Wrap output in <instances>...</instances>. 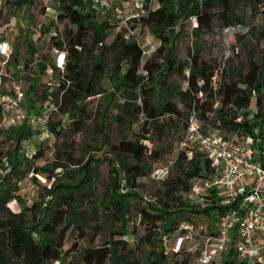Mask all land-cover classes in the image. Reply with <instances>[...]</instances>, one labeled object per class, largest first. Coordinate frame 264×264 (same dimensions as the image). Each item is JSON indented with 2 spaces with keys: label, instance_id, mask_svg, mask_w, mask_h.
Listing matches in <instances>:
<instances>
[{
  "label": "rangeland",
  "instance_id": "374dc122",
  "mask_svg": "<svg viewBox=\"0 0 264 264\" xmlns=\"http://www.w3.org/2000/svg\"><path fill=\"white\" fill-rule=\"evenodd\" d=\"M6 1L16 6L18 10L12 12V19L8 24L1 25L0 31L4 32L9 27L12 41L17 48L23 33L26 35L30 31L31 13L32 19H43L41 33L47 37L42 42L41 37L38 38L39 43L38 47H35L34 57L39 60L40 65L51 64L55 57L52 35L57 33L58 39H65V30L73 26L68 19L57 18L62 12L61 2L59 0L26 2L22 4L27 6L23 20L18 4L20 0ZM170 1L179 16V21L167 27L173 44L168 46L166 56L157 53L162 41L154 33L152 26L142 24L141 37H145V43L150 49V60L158 65L154 64L152 74L141 71L142 80L139 84H129L123 75L116 72L114 60L118 58L120 50V45L115 42L117 35L109 27L105 29L99 25L101 19L92 14L88 21H91L95 29H89L81 47L82 65L87 64L88 73H92L91 68L99 61H104L106 65L103 73L96 74L98 89L93 94L100 93L101 96L87 104L86 112L81 117L70 111L72 116H77L82 121L79 127L74 122L63 127L62 130L59 129L61 132H56L54 129L59 128L58 114H54L47 123L35 120V127L26 131L18 130L20 127L15 130L0 129V182L8 176L16 160L19 158L18 160L21 161L17 171L12 173V180H9L0 192L2 199L0 220H17L33 229L32 231H36L37 220L40 218L48 220L59 201H64L72 208L73 214L71 213L68 218L71 224L66 238L67 250L64 252L67 254L52 261L51 264L68 262L89 264L85 260L88 248L102 247L112 236L122 237L128 242V246L114 247L108 260L110 264H158L157 260H160V257L156 255L157 253L151 252L152 248L140 239L146 231V224L140 220V212L151 202H159L156 197H158V189L163 186L152 180L149 174L156 164H168L176 160L178 143L185 135L183 119L174 115H164L150 124V132L147 133L148 151L143 163L150 166V169L145 177L137 178L135 186H132L135 177L130 176L122 165L123 161L133 163V158L125 153H114L111 145L123 138L145 139L141 127L136 122L133 125L129 124L134 105L143 101L145 96L151 103L176 102L183 112V118L189 115L190 107L181 99L180 93L188 85L192 53L197 52L202 61L216 65L219 71H222L221 77L224 82L237 81L240 73L245 74L250 69L252 62L262 61L264 0H230L229 12L221 0H208L209 3H213L210 28L200 27L196 17L198 10L208 6V3H205L207 0ZM94 4L95 0H85L81 1L80 7L83 10L94 11ZM151 5L156 8L160 2L151 0ZM31 6L32 12L29 11ZM95 31L108 34L100 41L96 39ZM30 36L32 42H35L37 35H28ZM167 58L175 61L179 68L168 75L162 74L161 79H165V84L158 82L154 83L155 87L151 86L152 77L163 71L167 65ZM11 69H14V65ZM59 76V70L49 65L43 71L38 66L35 77L30 75L26 77L25 85L29 92L28 102L30 101L32 105L31 110H38V114L43 116L50 101L55 100L59 103L62 95L56 90ZM110 76L115 82V88ZM30 80L36 85L31 86ZM119 87L126 88V91L118 92ZM146 88L149 90L148 93L143 91ZM253 94L255 95L256 92L253 91ZM222 98L223 95L217 94L209 101L214 103V108H218ZM64 107L63 112L71 109L68 103ZM214 108L209 112L201 113L204 122H211L213 126L214 123L219 124L214 122L218 117ZM254 110L255 98L252 99L251 106L244 108L240 113V116L242 115L240 120L245 118V126L241 132L250 134L253 138L257 136L258 130L256 110ZM223 130L226 131L225 127H222ZM20 133H23L22 138ZM225 135L234 136L233 132H225ZM236 139L244 141L247 140V136L237 135ZM260 144L261 140L258 139L253 145L256 159L261 156ZM35 153H41V156L34 158ZM85 170L88 175L78 184V181L85 176ZM173 172L175 173V170ZM251 181L253 179L244 178L246 184ZM225 194V188L219 187L220 201L216 202L212 211L203 213V218L198 222L209 221L214 228L218 227L220 203L227 202ZM145 195L151 200L149 201ZM119 198L123 199L125 204L120 203V200L118 202ZM48 202H50L49 207ZM34 203H37L35 209ZM117 203H119L118 207ZM174 217L178 218L179 214L172 218ZM163 222L160 220L158 224L162 225ZM118 230L125 231V234H116ZM2 231L3 229L0 228V233H3ZM176 234L177 232L169 237L166 244L167 257L162 258L159 264H185L186 258L190 264H198L196 253L175 254L171 251ZM93 238H95L94 242ZM75 241L78 246L75 250H71ZM108 247L111 248V245ZM16 264L21 263L16 262Z\"/></svg>",
  "mask_w": 264,
  "mask_h": 264
},
{
  "label": "trees",
  "instance_id": "16d2710c",
  "mask_svg": "<svg viewBox=\"0 0 264 264\" xmlns=\"http://www.w3.org/2000/svg\"><path fill=\"white\" fill-rule=\"evenodd\" d=\"M29 0H20L18 4L22 5ZM61 2L62 12L57 15V18L63 20L68 19L73 25L67 27L65 30V39H58L56 35H52L54 39V46L58 49H64L67 51V64L66 69L60 72L59 83L57 85L58 93L64 90L63 102L60 105L61 110H64V105L69 104L71 112H75L79 117L83 116L86 112L87 104L84 103V98L93 94L98 89L96 81V74L103 73L105 70L104 61H99L91 69L92 73H88L87 64L82 65V50L84 45V39L87 36L89 29H95L88 21L92 16L91 10H83L80 7L81 1L85 0H59ZM148 2V13L142 16L143 25H151L154 33L160 37L161 44L157 48L159 55H165L168 52V46L172 43V36L167 31V27L174 25L179 21L178 14L174 11V6L170 0H159L160 5L156 8H151V0ZM226 6L227 12L231 10L230 0H221ZM206 1L208 6L205 9H200L196 12V17L200 27L210 28L212 22L211 9L213 3ZM98 22V21H97ZM103 28H110L111 22L102 19L98 22ZM108 33H99L95 31L96 39L102 41L106 38ZM115 42L120 45L119 56L114 60L116 72L123 75L124 79L132 85H137L141 82L140 72L143 71L146 74H152L154 61L150 60L151 55L145 56L143 59L144 47L136 41L126 40L121 35L115 37ZM191 64L189 65L190 73L188 76L187 88L181 91V99L187 103L190 107L189 113L196 110L201 117V113L209 112L213 110L214 103L209 101L210 98L217 94L223 95L221 105L218 108H214L218 117L214 122L215 127L222 131V127H225L226 131H237L241 134L242 129L245 126L244 119L240 120V113L244 108H249L252 104V99L255 98V119L258 122L257 132L264 131V55L261 62H252L250 69L245 73H240V77L237 81L231 80L230 82L222 81V71L216 65H212L208 62L200 59L199 53L195 52L191 55ZM125 65V67H123ZM53 65V64H51ZM46 64L41 65L45 67ZM179 67L175 61H170L167 58V65L159 74L152 77L153 87L158 82L165 84V79H161L162 74H170ZM165 70V71H164ZM184 72L183 69H180ZM70 80V84L67 85V81ZM110 80L115 88V82L110 76ZM155 83V84H154ZM150 86V87H151ZM100 88L103 89V87ZM122 93L126 91V88L119 87L118 92ZM145 93L149 90L144 89ZM253 91L256 94H253ZM76 115V114H75ZM164 115H174L183 119V125L186 127L187 117L183 118V112L178 107L176 102L163 101L151 103L147 96L143 101L134 105L133 113H131L130 125L135 122L143 131V137L141 140L136 138L134 140L123 138L116 144L111 145V149L114 153H125L130 155L134 162L126 163L122 162L126 172L135 177L133 179L132 186L136 185L137 178H143L146 176L150 166L143 164L148 151V137L147 133L150 132V124L153 123L158 117ZM121 119L120 117H118ZM202 119V117H201ZM203 120V119H202ZM218 120V121H217ZM74 122L77 127L82 123L77 116ZM73 122V123H74ZM207 123V122H205ZM211 123V122H210ZM208 123V124H210ZM29 130L30 127L25 124L18 130ZM54 129V128H53ZM62 128L56 132H61ZM161 129V127H160ZM15 130V129H14ZM22 131V132H23ZM224 131V130H223ZM23 137V133H20V138ZM20 142V141H19ZM179 144V143H178ZM19 146V143H18ZM41 156V153H35L34 158ZM19 159V158H18ZM16 160L15 165L9 172L6 178L0 182V192L8 184L9 180H12V173L17 171L20 160ZM173 167L170 175L162 181H155L161 183L163 188L158 189L159 202H151L148 207L142 208L140 212V220L146 224V231L140 239L146 242L152 249L151 252L157 253L160 260H157L158 264L162 258L167 257L168 247L167 241L169 237L177 232L176 235H180L184 232V228L181 224L184 222L197 223L203 218V213L210 212L214 209L215 205L213 201L209 202L206 206H200L202 200L198 199L192 201L186 197V191L188 190L191 181L200 175H203L205 170L209 169V161L201 152H196L195 156L188 159L183 152H179L175 161H173ZM175 170V173L173 172ZM174 174H173V173ZM208 174V172H206ZM88 175L85 170V176L78 181L80 184ZM77 184V185H78ZM124 196V195H122ZM121 198V197H120ZM120 203H124L123 199ZM2 200V199H0ZM52 200V199H51ZM155 200V199H154ZM209 201V200H207ZM173 202V203H171ZM50 202L47 203L49 207ZM159 204V205H158ZM37 203L33 204L35 209ZM119 203H117L118 207ZM174 210H172V208ZM222 210L221 207H219ZM72 208L66 205L64 201L56 203L55 209L50 213L49 219H38V227L36 231H32L25 224L17 220H0V228L3 229V233H0V264H51L52 261L66 256L64 253L67 249L66 238L67 232L70 228L69 219L72 213ZM72 213V214H71ZM179 214L178 218H172ZM164 221L162 225L158 224V221ZM208 228L213 230L212 224L207 222ZM162 227V228H161ZM116 234H125V231L118 230ZM95 238L92 239L94 242ZM102 247L91 246L85 253V260L89 264H110L111 253L114 247L123 245L128 246V242L122 237L115 238L112 236L110 240H107ZM111 245V248L108 247ZM78 243L75 241L71 250H75ZM161 248V249H158ZM171 251L175 254L179 253H191L185 250ZM185 264H190L188 258L184 260ZM224 264H242L237 261L236 256L230 255ZM66 264H71L70 262Z\"/></svg>",
  "mask_w": 264,
  "mask_h": 264
},
{
  "label": "built area",
  "instance_id": "2783aa9c",
  "mask_svg": "<svg viewBox=\"0 0 264 264\" xmlns=\"http://www.w3.org/2000/svg\"><path fill=\"white\" fill-rule=\"evenodd\" d=\"M147 5L146 0H95L94 11H91L101 20L110 21V29L116 35L140 43L144 47V59L151 55L145 37H141L142 16L148 13ZM4 6L5 0H0V28ZM41 23L38 24L40 30ZM24 56L23 50L15 47L6 32L0 31V129H15L35 120L47 123L54 114H58L59 128L73 123L75 117L70 110L63 112L60 108L64 90L59 103L50 101L43 116L27 108L29 92L25 83L27 76L34 77V60L25 57V67L20 64ZM52 64L59 72L65 71L67 51L55 47ZM29 83L36 85L32 80ZM100 96V93L89 94L83 101L90 103ZM225 132L233 131H221L205 123L196 110L188 115L185 135L179 141L177 152H183L188 159L201 152L209 161V169L205 170L208 174L204 172L191 181L186 197L192 201L201 199L202 207L211 201L216 205L221 199L218 188L223 187L227 202L220 203L222 210L217 228L210 230L203 222H184L181 224L184 232L174 237L171 249L196 253L198 264H219L231 254L242 264H264V131L257 132L254 138L238 132L230 137ZM237 135H246L247 140L238 141ZM258 139L261 140V156L256 159L253 145ZM173 163L156 164L149 177L155 181L165 180ZM244 178L253 181L246 184Z\"/></svg>",
  "mask_w": 264,
  "mask_h": 264
},
{
  "label": "crops",
  "instance_id": "0c3cea01",
  "mask_svg": "<svg viewBox=\"0 0 264 264\" xmlns=\"http://www.w3.org/2000/svg\"><path fill=\"white\" fill-rule=\"evenodd\" d=\"M28 2H30L31 3V0H29ZM5 13H4V15L2 16V18H1V25H3L4 23H9V20L10 19H12V12L13 11H15V10H18V8L16 7V6H12L11 4H9L8 3V1H6L5 0ZM20 8H21V12H22V19L24 18V15L26 14V12H25V10L27 9V6L26 5H20ZM29 11L30 12H32V6L30 7V9H29ZM30 12L28 13L29 15H30ZM31 24H30V31L29 32H27L26 33V35H25V33H23L24 35H22L21 36V41H20V43H19V45H18V47L17 48H21L22 50H23V52L25 53V56H24V60L22 59L21 61H20V64H22L23 62V64L22 65H24L25 67H27V62L25 61V57L26 58H31L32 59V61L34 60V71H33V73H34V77H35V75H36V68L39 66L40 67V69L43 71V70H45L49 65H51L52 63H53V61H52V63L50 64V63H48V64H46V66L43 68V67H41V65L40 64H38V59H35V57H34V54L36 55V51H35V47H38L37 46V44L39 43L38 42V38L39 37H41V42L43 41V39L45 38V37H47V35H43L41 32V30L39 29V26H38V24H39V22H42L43 23V19H41V20H35V19H32V13H31ZM24 20V19H23ZM41 23V24H42ZM43 25V24H42ZM2 29V27L0 28V30ZM4 32H6V34H7V36H8V38L12 41V35H10V31H9V27L8 28H6L5 30H4ZM3 32V33H4ZM37 32H39V33H37ZM29 33V34H28ZM33 34H36L37 35V38H36V40H35V42H32V40H31V36L30 37H28V35H33ZM13 42V41H12ZM14 43V42H13ZM14 45H15V43H14ZM53 60H54V58H53ZM33 81V80H32ZM34 82V81H33ZM34 84V83H33ZM35 86V85H34ZM26 106H27V108L31 111V112H37L38 110H31V103H30V101L28 102V103H26ZM30 128H34L35 127V121H29L28 122V124H27Z\"/></svg>",
  "mask_w": 264,
  "mask_h": 264
}]
</instances>
